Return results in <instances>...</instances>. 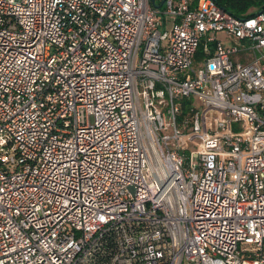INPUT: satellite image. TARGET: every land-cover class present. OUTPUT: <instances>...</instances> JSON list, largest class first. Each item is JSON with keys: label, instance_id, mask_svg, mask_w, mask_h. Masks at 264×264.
Here are the masks:
<instances>
[{"label": "built area", "instance_id": "built-area-1", "mask_svg": "<svg viewBox=\"0 0 264 264\" xmlns=\"http://www.w3.org/2000/svg\"><path fill=\"white\" fill-rule=\"evenodd\" d=\"M161 4L0 0V264H264V8Z\"/></svg>", "mask_w": 264, "mask_h": 264}, {"label": "trees", "instance_id": "trees-1", "mask_svg": "<svg viewBox=\"0 0 264 264\" xmlns=\"http://www.w3.org/2000/svg\"><path fill=\"white\" fill-rule=\"evenodd\" d=\"M221 7L227 11L233 13L236 16H252L255 15L258 10L264 8L263 0H215ZM261 7L255 11H249L252 6ZM185 109V107H184Z\"/></svg>", "mask_w": 264, "mask_h": 264}, {"label": "rangeland", "instance_id": "rangeland-1", "mask_svg": "<svg viewBox=\"0 0 264 264\" xmlns=\"http://www.w3.org/2000/svg\"><path fill=\"white\" fill-rule=\"evenodd\" d=\"M156 1H157V4H161V2H162L163 0H156ZM263 1H264V0H263ZM161 7H162V9H164V8H165V5L163 4ZM260 7H261V5H258V6H252V7L250 8V10H253V9H259ZM167 20H168V22H169V23H168V26H167V30L170 31L171 28H172V23H173V21H174V18L171 17V16H167ZM216 37H217L218 39L222 40V41L224 42L225 45H229L230 42H232V41L228 38V36H227V34H226L225 32H217ZM229 41H230V42H229ZM232 43H233V42H232ZM252 58H253L252 53H251V52H248V54H247V61H248V62L251 61ZM200 62H201L200 58H197V59L195 60V62H194V66H199V65H200Z\"/></svg>", "mask_w": 264, "mask_h": 264}, {"label": "crops", "instance_id": "crops-1", "mask_svg": "<svg viewBox=\"0 0 264 264\" xmlns=\"http://www.w3.org/2000/svg\"><path fill=\"white\" fill-rule=\"evenodd\" d=\"M257 10H258V9H253V10H249V11H255V12H256ZM258 11H259V10H258Z\"/></svg>", "mask_w": 264, "mask_h": 264}, {"label": "water", "instance_id": "water-1", "mask_svg": "<svg viewBox=\"0 0 264 264\" xmlns=\"http://www.w3.org/2000/svg\"><path fill=\"white\" fill-rule=\"evenodd\" d=\"M152 1V3H155V0H151ZM162 4H160L159 6H161Z\"/></svg>", "mask_w": 264, "mask_h": 264}]
</instances>
